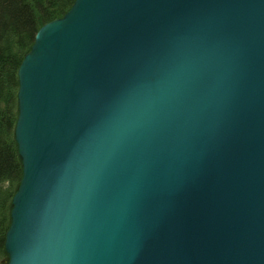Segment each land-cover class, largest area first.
<instances>
[{
  "label": "water",
  "instance_id": "water-1",
  "mask_svg": "<svg viewBox=\"0 0 264 264\" xmlns=\"http://www.w3.org/2000/svg\"><path fill=\"white\" fill-rule=\"evenodd\" d=\"M18 77L8 264H264V0H76Z\"/></svg>",
  "mask_w": 264,
  "mask_h": 264
},
{
  "label": "trees",
  "instance_id": "trees-1",
  "mask_svg": "<svg viewBox=\"0 0 264 264\" xmlns=\"http://www.w3.org/2000/svg\"><path fill=\"white\" fill-rule=\"evenodd\" d=\"M76 0H0V264H8L6 234L22 178L15 129L19 68L46 24L63 18Z\"/></svg>",
  "mask_w": 264,
  "mask_h": 264
}]
</instances>
